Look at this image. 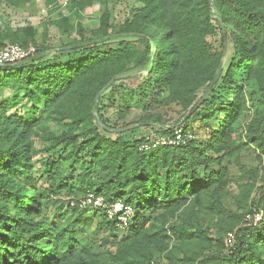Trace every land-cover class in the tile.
Masks as SVG:
<instances>
[{"label":"trees","instance_id":"1","mask_svg":"<svg viewBox=\"0 0 264 264\" xmlns=\"http://www.w3.org/2000/svg\"><path fill=\"white\" fill-rule=\"evenodd\" d=\"M135 1L142 4L141 8L126 26L110 27L108 15L104 13L95 36L87 38L78 30V38L60 46L107 37L79 48L57 51L56 47L37 42L33 27L18 29L12 35L15 37H10L11 43L34 44L37 53L43 50L50 53L26 65L0 67V86L9 87L13 97L21 93L31 103L33 111L41 108L48 112L70 95L79 97L84 114L74 123L76 126L87 123L88 131L93 134H86L81 142L77 141V136L71 137V153L82 152L92 159L83 165L78 179L82 182L90 179V165L93 170L104 172L98 182L91 181L92 190L85 188L82 193L90 190L108 201L121 199L133 213L127 227L119 229L116 220L108 219L101 209L68 207L50 221L35 218L42 215L44 196L20 181L22 176H28L30 167L26 163L30 147L26 133L33 120L8 115L7 108L12 103L4 100L0 103V264H70L74 261L91 264L86 260L95 257L97 251L90 239L79 237L78 231L79 225L91 223L84 219L85 212L92 211L99 219L98 228L126 230L135 238L145 233L148 224L145 211L171 208L188 196L199 195L214 183L226 184L222 158L233 149L230 125L240 110L239 98L242 97L235 96L221 108L211 107L209 103L218 88L233 87L236 78L244 75L254 79L264 94V0H212L222 17L224 35L210 0L193 4L191 0ZM216 29L221 38L219 52L211 51L206 40ZM4 40L0 33V46L5 44ZM115 40L117 42L113 43ZM228 43L232 44L233 56L224 69L222 59ZM149 60L150 64L142 69L145 75L138 85L132 88L121 84V88L137 95V104L148 111H153L160 103H178L188 109V117L180 127L191 129L194 134L189 121L198 117L219 120V115L226 114L220 126L211 127L207 141L197 145L195 134L186 145H161L145 151L138 149L145 136H132L137 129L148 127L163 134L171 132V127L163 126L158 114L146 113L135 122L110 125L101 113V101L107 92L120 88L119 80L134 74L116 78L99 95L96 114L111 128L133 123L138 126L124 132H108L95 122L92 107L101 89L117 73ZM220 63L218 78L208 96L197 106ZM200 88L203 95L197 97ZM205 108L207 113L203 115L201 110ZM259 127L264 136V114ZM65 135L58 139L65 140ZM79 160L80 157L75 156L72 162ZM59 162L60 159L56 160L51 168ZM71 177L70 173L65 179L70 181ZM262 181L256 206L263 209L260 221L253 226L244 223L236 229L234 248L224 249L222 239L224 253L211 255L200 264H264V206L261 205L264 176ZM105 241L101 239L100 243Z\"/></svg>","mask_w":264,"mask_h":264},{"label":"rangeland","instance_id":"2","mask_svg":"<svg viewBox=\"0 0 264 264\" xmlns=\"http://www.w3.org/2000/svg\"><path fill=\"white\" fill-rule=\"evenodd\" d=\"M191 1L192 4L198 2ZM141 5L135 0H0V33L5 38L4 43H11L10 37H15L12 35L16 30L33 27L36 29L33 37L37 42L58 48L78 38V30L87 38L95 36L104 13L108 15L110 27L121 29L136 17ZM206 40L211 51L221 50L217 29L207 35ZM232 56V44L228 43L222 59L224 69ZM143 75L145 71L123 78L118 82L120 88L105 94L101 101L104 118L110 125H121L135 122L146 113H156L163 126H181L188 109L178 103H160L153 111H148L137 104V95L121 88V84L134 88ZM202 95L203 89L200 88L197 97ZM235 96L242 98H239L240 110L230 125L233 149L222 158L226 184L214 183L199 195L186 197L177 206L145 211L148 218L145 233L135 238L126 230L98 228L99 219L92 211L85 212L84 219L91 220V223L78 226L79 237L90 239L97 251L95 257L86 261L91 264H200L211 255L224 253L222 239L225 232L239 229L246 223L243 217L249 209L256 208L264 176V136L259 127L264 114V94L254 79L239 76L233 87L218 88L209 106L221 108ZM4 100L12 103L7 108L8 115L33 120L26 133L30 146L26 163L30 167L28 176H22L20 181L26 188L44 196L42 215L35 218L50 221L61 211L69 209L67 201L70 197L78 196L85 188L92 190L91 181L98 182L104 175L90 165L91 177L82 182L78 177L83 172V165L92 159L82 152L71 153L73 135L81 142L86 134L93 132L88 131L87 123L77 126L74 123L84 114L77 95L62 99L58 107L48 112L41 108L33 111L31 103L21 93L13 97L9 87L0 86V103ZM201 112L206 115L207 109ZM225 115H219V120L198 117L189 121L188 126L195 131L197 145L207 141L211 127L220 126ZM262 129L264 132V127ZM152 132L155 129L140 127L132 136L140 137ZM64 133L67 138L63 141L58 139ZM75 156L80 157L79 162H72ZM58 159L59 164L51 168ZM70 173L71 180L67 181L65 178ZM101 239H106L104 244L100 243ZM70 264L82 263L74 261Z\"/></svg>","mask_w":264,"mask_h":264},{"label":"built area","instance_id":"3","mask_svg":"<svg viewBox=\"0 0 264 264\" xmlns=\"http://www.w3.org/2000/svg\"><path fill=\"white\" fill-rule=\"evenodd\" d=\"M35 53H37V46L34 44L24 46L19 43H5L0 46V65L24 60ZM194 137L195 134L191 129L184 130L180 126L171 127L169 134L152 132V134L145 135V141L139 145L138 149L146 151L161 145H186ZM261 205L264 206V196ZM67 206L78 210L101 209L108 219L116 220V225L121 230L127 227L128 218L133 214L130 206L124 204L121 199H110L108 201L103 196L97 195L90 190L76 197H70L67 201ZM262 214L263 209L258 207L246 213L244 220L246 224L253 226L260 221ZM236 237V229L226 231L223 236L224 249L234 248Z\"/></svg>","mask_w":264,"mask_h":264},{"label":"water","instance_id":"4","mask_svg":"<svg viewBox=\"0 0 264 264\" xmlns=\"http://www.w3.org/2000/svg\"><path fill=\"white\" fill-rule=\"evenodd\" d=\"M210 3L213 7L212 11L213 13L215 14V17L217 18V21L219 22L220 24V28L222 30V33L223 35L225 34L224 33V24H223V21H222V17L220 16V14L217 12V10L214 8L213 4H212V0H210ZM105 39H107L106 36H101V37H97V38H92V39H89V40H86V41H83V42H79V43H76V44H72V45H67V46H63V47H59V48H56L55 50L57 51H61V50H67V49H74V48H79V47H82V46H85V45H88V44H94V43H98L100 41H104ZM48 53H50V50H43L41 52H38V53H35L33 55H31L30 57L24 59V60H21V61H17V62H14V63H8V64H3V65H0V67H15V66H22V65H26V64H29L33 61H37L38 59L46 56ZM151 60H149L147 63L143 64V65H138V66H135L127 71H123V72H120V73H117L115 76H113L109 82L101 89V91L96 95V98H95V101L93 103V107H92V113H93V116H94V120L95 122L102 128L104 129L105 131H108V132H124V131H127L129 129H132V128H135L138 126L137 123H133V124H130V125H127V126H124V127H120V128H111V127H108L106 126L105 124H103L101 122V120L99 119V117L97 116L96 114V99L99 97V95L104 92L106 89H108L110 87V85H112V83L115 81L116 78L118 77H123V76H127V75H132V74H135V73H138L140 71H142V69L146 66H148L150 64ZM220 67H221V63L217 69V71L215 72L213 78H212V81L210 83V85L208 86V89L207 91L204 93V95L202 96V98L200 99L199 103L197 104V106L208 96L209 94V91L211 90L213 84L215 83L216 79L218 78L219 74H220ZM188 117V115H186L183 120L181 121V123Z\"/></svg>","mask_w":264,"mask_h":264}]
</instances>
